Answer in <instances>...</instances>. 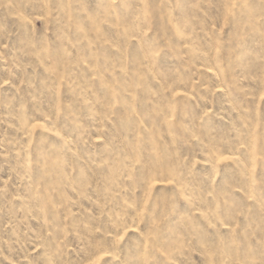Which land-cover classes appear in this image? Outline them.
<instances>
[{
    "label": "rangeland",
    "instance_id": "rangeland-1",
    "mask_svg": "<svg viewBox=\"0 0 264 264\" xmlns=\"http://www.w3.org/2000/svg\"><path fill=\"white\" fill-rule=\"evenodd\" d=\"M0 264H264V0H0Z\"/></svg>",
    "mask_w": 264,
    "mask_h": 264
}]
</instances>
